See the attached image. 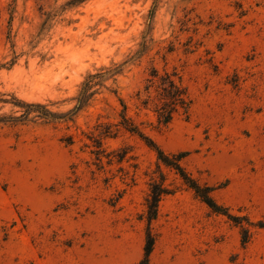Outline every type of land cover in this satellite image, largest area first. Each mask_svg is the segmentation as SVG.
Masks as SVG:
<instances>
[{"label": "rangeland", "instance_id": "obj_1", "mask_svg": "<svg viewBox=\"0 0 264 264\" xmlns=\"http://www.w3.org/2000/svg\"><path fill=\"white\" fill-rule=\"evenodd\" d=\"M124 62L72 117L0 126V264H139L160 171L173 193L148 264H264V230L243 247L232 221L113 126L121 99L158 147L187 154L217 204L264 221V0H0V115L20 114L14 100L66 113L88 74ZM152 69L176 72L191 101L167 126L140 104Z\"/></svg>", "mask_w": 264, "mask_h": 264}, {"label": "trees", "instance_id": "obj_2", "mask_svg": "<svg viewBox=\"0 0 264 264\" xmlns=\"http://www.w3.org/2000/svg\"><path fill=\"white\" fill-rule=\"evenodd\" d=\"M116 65L111 68H103L95 74H88L81 83L80 92L76 97V105L66 113H57L51 111L47 105L40 103H27L20 100H14L11 105L18 109L20 113L18 116L0 115V126L7 124H18L34 119H42L49 121L65 120L72 117L73 114L81 110L88 104L91 98L97 94L99 88L103 87V83L120 75L124 65ZM147 84L144 87L145 99L140 104L147 109L149 103L154 104L152 112L154 113L157 123L162 126H167L173 119L174 114L182 109L185 113L190 106V99L188 97L185 86L176 72L169 73L164 71L160 74L157 70L152 69L150 78L146 80ZM153 89L155 95L152 96ZM115 93V92H114ZM139 95V94H137ZM122 110L119 114L120 120L114 124L116 128H121L124 131L136 135L145 141L146 145L156 153L157 168L161 167L173 172L181 183L191 190L194 195L199 198L207 207L217 215H223L233 222L234 226L239 228V234L242 246H246L251 238V227H257L264 230V221L257 224L249 222L245 216H232L228 213L227 208L219 205L213 199L211 192L213 189L206 185H201L194 179L183 167L182 161L186 157V153L169 154L158 147L151 139H149L135 122L126 114L127 106L119 99ZM7 103V102H5ZM31 115H34L30 118ZM110 128V126H109ZM103 131L101 135L104 137H111L110 131ZM122 161L123 158H118ZM165 178L160 171V181H152L150 183L149 194L145 200V218L147 221V238L144 248V256L139 264H148L149 256L154 244V237L150 233V225L152 221L157 218L158 206L160 200L167 195L173 193V190L164 186Z\"/></svg>", "mask_w": 264, "mask_h": 264}]
</instances>
